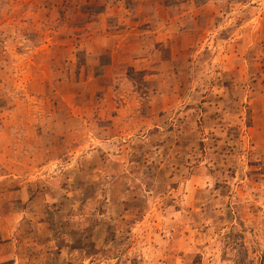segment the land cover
<instances>
[{"label":"rangeland","instance_id":"374dc122","mask_svg":"<svg viewBox=\"0 0 264 264\" xmlns=\"http://www.w3.org/2000/svg\"><path fill=\"white\" fill-rule=\"evenodd\" d=\"M0 264H264V0H0Z\"/></svg>","mask_w":264,"mask_h":264}]
</instances>
